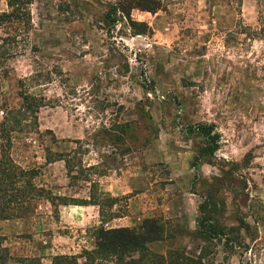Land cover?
<instances>
[{
    "label": "rangeland",
    "instance_id": "374dc122",
    "mask_svg": "<svg viewBox=\"0 0 264 264\" xmlns=\"http://www.w3.org/2000/svg\"><path fill=\"white\" fill-rule=\"evenodd\" d=\"M20 3L0 26V122L22 95L43 107L0 147L10 264L144 224L160 240L140 264H264V0ZM90 198L80 225L63 203Z\"/></svg>",
    "mask_w": 264,
    "mask_h": 264
},
{
    "label": "trees",
    "instance_id": "16d2710c",
    "mask_svg": "<svg viewBox=\"0 0 264 264\" xmlns=\"http://www.w3.org/2000/svg\"><path fill=\"white\" fill-rule=\"evenodd\" d=\"M20 0H10L7 5L10 8V11L7 13H2L0 15V26L5 23H11L13 21H18L20 19L21 11ZM28 2L23 3L27 5ZM114 22V20L112 19ZM10 38H0V42L5 43L10 41ZM12 41V40H11ZM14 42V40H13ZM1 47V45H0ZM5 55H8L6 50L4 51ZM10 56V55H9ZM22 105L18 110H9L7 112L3 111V117L0 122V141L4 140L5 145H0L2 148H6L11 142V133L16 131L22 120H27L31 118L34 123L37 122L38 111L43 105L36 98L29 96L27 94L22 95ZM206 129V128H205ZM207 132V130H205ZM202 151L212 154L214 149L209 147L205 148ZM64 160L62 155H56L54 159L50 157L46 159L48 163H54L57 161ZM9 165L6 161H0V178H8ZM16 169V168H15ZM18 175L21 172L17 173ZM14 186V183L11 182ZM10 186V183L8 187ZM17 187V185H16ZM6 188L3 189L5 191ZM11 190H16L15 187H12ZM17 196H15L16 198ZM0 200V220H11L10 215L6 213V205L14 203L13 199H4ZM14 198V197H12ZM70 203H63V205H74V206H86V205H95L93 198H90L89 201H77L75 199H70ZM146 229V234H140L132 229L128 228H117V229H105L103 227H97L93 230L94 237V248L90 251L84 250L83 253L79 256L75 255H56L51 258L50 264H77L78 259L82 258L84 260L83 264H140V258H135V255L139 256V252L142 250L147 251V245L159 241L160 239L155 235L158 232V229L155 227V224H144ZM203 228V227H200ZM143 230V228H140ZM4 238L0 237V264H10L13 261V258L10 256L8 249L3 246ZM127 257V261L124 258ZM16 262L20 264H43L40 258H22Z\"/></svg>",
    "mask_w": 264,
    "mask_h": 264
},
{
    "label": "crops",
    "instance_id": "0c3cea01",
    "mask_svg": "<svg viewBox=\"0 0 264 264\" xmlns=\"http://www.w3.org/2000/svg\"><path fill=\"white\" fill-rule=\"evenodd\" d=\"M95 207H96L95 205L74 206V208H77V210L79 212V216H82L81 219H79L78 217L74 218V221L76 220L80 225L90 223L91 220H93V218L95 216V212H94ZM64 208H65V206H64ZM61 218L63 219L62 216H61ZM13 228H14V222L9 221V220H4V221L0 220V236H2V237L10 236L11 233L14 231ZM7 246L10 247L12 245H7ZM27 246H28L27 251H29L30 255L33 257L34 255L31 253L32 250H29V247H33V245H27ZM54 247H55V249L54 248H51V249L47 248L46 251L51 250L54 253V255H57V252H61L60 254H64L62 252L63 250L60 249V247H58L56 245H54ZM31 249H33V248H31ZM18 251L21 253L25 252V251H23V248H22V250H18Z\"/></svg>",
    "mask_w": 264,
    "mask_h": 264
}]
</instances>
